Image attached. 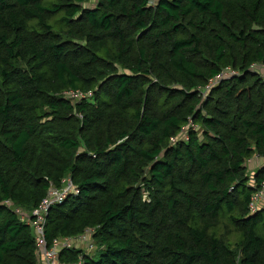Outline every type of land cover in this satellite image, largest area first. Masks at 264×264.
I'll list each match as a JSON object with an SVG mask.
<instances>
[{"label": "trees", "instance_id": "obj_1", "mask_svg": "<svg viewBox=\"0 0 264 264\" xmlns=\"http://www.w3.org/2000/svg\"><path fill=\"white\" fill-rule=\"evenodd\" d=\"M89 1L0 0V264L66 179L64 264H264V0Z\"/></svg>", "mask_w": 264, "mask_h": 264}, {"label": "built area", "instance_id": "obj_2", "mask_svg": "<svg viewBox=\"0 0 264 264\" xmlns=\"http://www.w3.org/2000/svg\"><path fill=\"white\" fill-rule=\"evenodd\" d=\"M65 96L69 99H80L83 95L80 93H66ZM73 193H77L76 188L71 183L70 179L64 180V184L61 188L50 186L47 195L40 205L34 209L31 213L26 212L22 208L14 207L11 202H6L10 209H12L20 218L22 222L29 224L35 235L37 250H38V263L42 264H64L59 260V252L63 249L73 247V243L76 245H86L87 251L94 249V243L92 240V230H87L86 233L75 239H61L54 242L53 247L48 249L45 239V221L49 209L54 205H59ZM264 195V183L261 186V190L258 191L252 198L250 208L252 212L259 210V202ZM146 197V196H144ZM264 210V207L261 209Z\"/></svg>", "mask_w": 264, "mask_h": 264}, {"label": "rangeland", "instance_id": "obj_3", "mask_svg": "<svg viewBox=\"0 0 264 264\" xmlns=\"http://www.w3.org/2000/svg\"><path fill=\"white\" fill-rule=\"evenodd\" d=\"M155 1L156 0H152L153 3H155ZM94 5H95V1L94 0H91L85 6L86 7H93ZM247 165H248L247 168H248L249 184L252 185V183L254 182V176H255L256 172L259 170V168L253 169L252 168L253 167L252 166L253 163L250 164L248 162ZM72 245H73L74 248H76V249H82L83 251H86L87 253H89L91 255H93V253L95 252V248H96V246L94 245V249H92L91 251H87L88 249H86L87 248L86 245L78 246V245H76V242H74Z\"/></svg>", "mask_w": 264, "mask_h": 264}, {"label": "crops", "instance_id": "obj_4", "mask_svg": "<svg viewBox=\"0 0 264 264\" xmlns=\"http://www.w3.org/2000/svg\"><path fill=\"white\" fill-rule=\"evenodd\" d=\"M250 164L253 163V169L255 168H263L264 167V158H259V157H254L251 160L248 161ZM248 166V165H247ZM253 184V183H252ZM264 207V195L263 198L260 200L259 202V208L262 209ZM38 264H42V263H38Z\"/></svg>", "mask_w": 264, "mask_h": 264}]
</instances>
